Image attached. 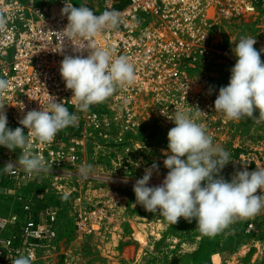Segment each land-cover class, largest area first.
<instances>
[{
  "label": "built area",
  "instance_id": "2783aa9c",
  "mask_svg": "<svg viewBox=\"0 0 264 264\" xmlns=\"http://www.w3.org/2000/svg\"><path fill=\"white\" fill-rule=\"evenodd\" d=\"M95 2V5L85 3L82 6L89 7L96 15L116 10L120 13L121 24L117 30L102 31L89 43L113 49L114 57H128L136 79L131 86L118 87L105 108L95 104L88 111L80 112L59 71L65 55L86 57L89 54L87 49H82L87 44L84 38L68 37L63 32L68 20L61 10L65 4L77 7L75 3L54 0L28 5L27 0H0V16L6 20V28L0 30V78L10 82L0 102L6 104L7 127L13 130L23 127L19 120L30 110L46 108L50 96L64 103L83 124L80 131L71 132L66 141L61 140L60 132L50 144H40L29 137L33 151L42 156L46 164L47 170L39 173L28 174L19 165L6 172L4 166L15 163L21 150L10 151L0 146L3 150L0 163L4 165L0 170L7 178L3 183L0 176V185L17 201L16 198L21 200L19 195L16 197L17 191L26 180L35 181L42 174L50 175L52 186L63 188L65 194L74 196L73 214L79 238L99 232L112 220V214L109 215L104 206L86 201L79 190L82 184L73 181V169L86 147L88 130L98 131L101 137L109 139L111 134L106 132L109 125L114 123L129 128L138 124L141 113L148 109L168 116L171 108L187 111L192 109L190 107H198L207 113L200 117L207 116L214 107V99L207 93L211 94L213 89L193 78L196 74L192 75L188 67L209 57L221 27L231 25V21L250 15L252 11L264 10V0ZM24 132L27 135V129ZM115 138L123 140L122 132ZM63 177L67 180L61 183ZM120 200L118 194L112 199L114 203ZM54 220L55 212L40 211L26 200H21L10 212L0 214V264H12L18 255L29 252L33 255V264H41L42 251L55 248Z\"/></svg>",
  "mask_w": 264,
  "mask_h": 264
},
{
  "label": "rangeland",
  "instance_id": "374dc122",
  "mask_svg": "<svg viewBox=\"0 0 264 264\" xmlns=\"http://www.w3.org/2000/svg\"><path fill=\"white\" fill-rule=\"evenodd\" d=\"M72 1L77 7L85 4L84 0ZM242 36L256 39V50L264 49V10L252 11L221 27L209 57L188 67L192 75H197L193 78L213 89L207 95L214 101L219 88L229 83L230 70L236 63L232 49ZM261 61L264 62V53ZM108 100L96 105L105 108ZM176 111L168 109L169 115L164 116L148 109L141 113L140 122L129 128L112 123L106 128L111 134L109 139L101 137L98 131L88 130L86 147L72 175L73 181L82 184L79 190L86 201L104 206L112 214L110 223L97 233L79 238L73 214L74 196L52 186L50 175L25 181L16 197L19 195L40 211L55 212V248L42 251L41 264H264V210L250 218L235 219L215 236H205L196 228L194 219L189 222L181 217L172 225L160 214L149 213L136 204L133 186L143 177L145 169L154 162L158 165V172H153L148 186L162 183L168 172L163 163L167 158L164 151L168 147V131L175 127L169 118ZM187 111L194 114L193 109ZM197 122L213 137L214 144L230 154L231 161L220 173L225 180L231 181L234 173L245 167L248 171L264 167V122L248 117L230 121L215 112L214 107ZM78 123L60 131L62 141L71 132L80 131L83 124ZM119 132L123 135L121 141L115 138ZM3 166L0 163V169ZM82 166H91L86 176L80 173ZM0 176L3 183L7 181L1 170ZM64 178L61 183L67 180ZM116 194L121 196L119 203L112 201ZM257 194H261L259 190ZM13 197L0 185V214L10 212L21 202Z\"/></svg>",
  "mask_w": 264,
  "mask_h": 264
},
{
  "label": "clouds",
  "instance_id": "9594fccd",
  "mask_svg": "<svg viewBox=\"0 0 264 264\" xmlns=\"http://www.w3.org/2000/svg\"><path fill=\"white\" fill-rule=\"evenodd\" d=\"M61 13L68 20L63 32L68 37L87 41L82 49H87L89 54L65 55L59 69L66 89L72 91L77 111L86 112L92 105L105 102L118 87L131 86L136 79L135 69L128 57H114L113 49L89 43L102 31L119 28L118 11L106 10L96 15L87 6L65 4ZM5 28L6 20L0 16V30ZM256 43V39L242 36L232 49L236 63L230 70L228 85L219 88L214 101V111L222 113L227 120L248 117L264 122V62L261 61L264 49L256 50ZM9 87V80L0 78V96ZM5 105L0 102V146L21 152L15 163L6 164L4 170L10 172L17 165L28 174L47 170L43 157L33 151L29 137L40 144H50L60 131L76 126L78 116L50 96L46 108L28 111L19 120L23 127L13 130L7 127ZM190 108L194 114L177 110L169 118L175 127L167 134L168 147L164 151L167 158L163 163L168 172L162 183L148 186L153 172H158L154 162L136 180L133 192L136 204L145 211L160 214L172 225L181 217L189 222L194 219L201 234L215 236L235 219L250 218L264 210V167L254 171L245 167L235 172L231 181L225 180L220 173L231 161L230 154L214 144L213 137L197 122L207 113L198 107ZM90 168L82 166L80 173L86 176ZM258 190L261 194H257ZM12 264H33V255L30 252L18 255Z\"/></svg>",
  "mask_w": 264,
  "mask_h": 264
},
{
  "label": "crops",
  "instance_id": "0c3cea01",
  "mask_svg": "<svg viewBox=\"0 0 264 264\" xmlns=\"http://www.w3.org/2000/svg\"><path fill=\"white\" fill-rule=\"evenodd\" d=\"M49 1L51 2L54 0H27V4L28 5H39V4H44L45 2H49ZM84 2L93 4V5L96 4L95 0H84Z\"/></svg>",
  "mask_w": 264,
  "mask_h": 264
}]
</instances>
